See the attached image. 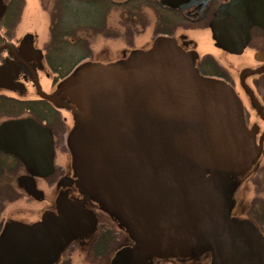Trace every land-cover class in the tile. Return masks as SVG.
<instances>
[{
  "label": "flooded vegetation",
  "instance_id": "1",
  "mask_svg": "<svg viewBox=\"0 0 264 264\" xmlns=\"http://www.w3.org/2000/svg\"><path fill=\"white\" fill-rule=\"evenodd\" d=\"M27 2L0 0V124L29 119L47 129L52 171L32 177L29 196L16 186L25 168L0 151V166L5 158L18 162L13 185L31 201L35 223L11 241L0 220V257L4 248L12 251L1 257L8 264H166L201 256L203 246L214 264L224 231L264 264V18L234 55L214 46L209 28L230 0L202 10L153 0L163 39L154 37L141 68H77L91 62V51L57 77L47 66V41L37 46L19 31ZM242 3L256 11V0ZM76 5L85 2L64 7L72 14Z\"/></svg>",
  "mask_w": 264,
  "mask_h": 264
},
{
  "label": "water",
  "instance_id": "2",
  "mask_svg": "<svg viewBox=\"0 0 264 264\" xmlns=\"http://www.w3.org/2000/svg\"><path fill=\"white\" fill-rule=\"evenodd\" d=\"M209 1L211 0H158V3L170 9L184 10L194 7L202 10ZM242 1L230 0V3L221 5L209 23L214 46L234 55H239L247 45L251 25L263 24L264 18V0H256L258 2L256 11L248 10ZM142 61L144 58H137L122 69H135L136 66L141 68ZM5 74L6 67L3 66L0 68V87H4L2 80ZM0 151L21 162L28 175L19 176L16 179V186L29 196L35 195L32 177H45L52 171L53 152L50 132L29 119L3 122L0 124ZM14 231L15 228H10L6 232L11 241ZM216 244L217 264H254L252 258L243 254L231 236L224 231L217 233ZM3 250L2 258L10 256L7 253L12 251L4 248ZM38 250L40 252V249ZM20 255L21 258L29 257V249L23 250ZM1 257L0 264H8ZM118 263L121 264V261Z\"/></svg>",
  "mask_w": 264,
  "mask_h": 264
},
{
  "label": "rangeland",
  "instance_id": "3",
  "mask_svg": "<svg viewBox=\"0 0 264 264\" xmlns=\"http://www.w3.org/2000/svg\"><path fill=\"white\" fill-rule=\"evenodd\" d=\"M28 2L24 6L20 19L18 21L19 31L27 33L28 35L34 36L37 42V46L43 44V42L48 40V26H49V17L47 14L40 8L37 0H27ZM132 5H129L130 8ZM120 10L112 9L107 16L106 28L108 33H113L112 37H101L98 36L92 40L91 51L92 59L86 61L79 65L77 68L81 67L82 69H94L105 71L110 69H122L133 60L140 58H145L149 50L154 46V40L157 36L155 33V26L158 25V16L160 10L157 8H144L142 10L143 15L139 18L141 24H144L143 27H137L133 29V33L128 38L124 36V30L119 27L120 20ZM139 23V22H138ZM155 41L161 40L163 38L157 36ZM176 37V36H175ZM192 38V36H190ZM187 36V38H190ZM127 38V39H126ZM187 38L185 40H187ZM182 38L178 36L175 38V41L178 43ZM194 41L197 40V37L192 38ZM200 43V42H199ZM201 45L207 47L206 42ZM198 46V45H197ZM205 47H202L203 49ZM201 49V48H200ZM43 69H46L43 66ZM77 70V69H76ZM25 95H29L27 91ZM24 96V95H23ZM27 97H30L27 96ZM21 170L16 172V175L21 174ZM15 175V176H16ZM15 178V177H14ZM14 181V179H13ZM15 199L11 202H7L4 206V210L0 215V220L3 223L6 230L10 228H15L20 232V234L29 235L33 226L35 225L33 219V210L31 209V201L19 195L18 191L15 190ZM34 223V224H33ZM42 227V224L40 225ZM187 238L183 244L186 246L192 247L191 235ZM193 250H199L198 248ZM188 254L183 257H176L175 259H168L166 264H193L194 261L197 264H211L209 255L205 252V248L202 246V254ZM112 258V257H111ZM113 259V258H112ZM110 264V263H108ZM216 264V262H214Z\"/></svg>",
  "mask_w": 264,
  "mask_h": 264
},
{
  "label": "trees",
  "instance_id": "4",
  "mask_svg": "<svg viewBox=\"0 0 264 264\" xmlns=\"http://www.w3.org/2000/svg\"><path fill=\"white\" fill-rule=\"evenodd\" d=\"M84 2L83 9L80 10L76 5L77 11L70 14L64 7L65 0H41L50 21L48 40L44 46L46 62L57 77H64L78 61L91 55L93 39L113 36L106 28L107 16L112 9L120 10L119 27L128 38L134 32L133 29L144 26L139 20L143 15L142 10L156 8L153 0H97V10L94 8L95 0ZM129 5L132 6L129 8ZM26 105L28 103H22V107ZM4 163L0 166V215L5 204L16 197L13 179L18 171V162L5 158Z\"/></svg>",
  "mask_w": 264,
  "mask_h": 264
}]
</instances>
